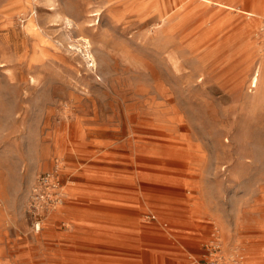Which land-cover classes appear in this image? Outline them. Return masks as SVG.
<instances>
[{
  "label": "rangeland",
  "instance_id": "rangeland-1",
  "mask_svg": "<svg viewBox=\"0 0 264 264\" xmlns=\"http://www.w3.org/2000/svg\"><path fill=\"white\" fill-rule=\"evenodd\" d=\"M217 254L264 264V0H0V264Z\"/></svg>",
  "mask_w": 264,
  "mask_h": 264
},
{
  "label": "built area",
  "instance_id": "built-area-1",
  "mask_svg": "<svg viewBox=\"0 0 264 264\" xmlns=\"http://www.w3.org/2000/svg\"><path fill=\"white\" fill-rule=\"evenodd\" d=\"M61 164L62 162L56 158L52 169L39 173L36 178L34 199L39 206L40 212L49 210L51 207L54 208L62 200ZM39 221H36V223ZM213 249L219 252L218 245L215 244ZM229 259L232 264H240L242 262V257L239 254H234ZM223 262L222 255L217 254L208 264H223Z\"/></svg>",
  "mask_w": 264,
  "mask_h": 264
},
{
  "label": "bare ground",
  "instance_id": "bare-ground-1",
  "mask_svg": "<svg viewBox=\"0 0 264 264\" xmlns=\"http://www.w3.org/2000/svg\"><path fill=\"white\" fill-rule=\"evenodd\" d=\"M251 82H252L253 86L257 85L258 73H255L251 77ZM172 142H173V140H172ZM163 146L164 147H163L162 152L160 154H152V155H149V156L157 157V158H163L164 160H168V161H177V160L181 159L180 154L183 153L182 147L180 148V147H178L176 145H173V144H170V143H165ZM124 167H125V165H124ZM182 167H183V165H182ZM129 168H130V166H129ZM178 180L179 179L176 178V177H172L171 179L168 177V179L167 178L164 179V178H159L158 176H155V175H143V176L140 175L139 176V180L135 183V184L138 185L136 188L139 189V191L135 192L136 198H138V199L139 198H141V199L145 198L146 197V193L145 192H148V193H152V192L153 193H158V192H168V193L178 192L177 191L178 188H176V187H178V184H179ZM189 181H191V180H189ZM189 184H191V183H189ZM144 190H145V192H144Z\"/></svg>",
  "mask_w": 264,
  "mask_h": 264
}]
</instances>
